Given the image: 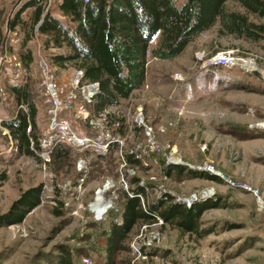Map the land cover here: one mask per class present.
I'll return each instance as SVG.
<instances>
[{
	"label": "rangeland",
	"instance_id": "1",
	"mask_svg": "<svg viewBox=\"0 0 264 264\" xmlns=\"http://www.w3.org/2000/svg\"><path fill=\"white\" fill-rule=\"evenodd\" d=\"M23 1L0 0V177H4L0 179V213L29 187L42 184V194L39 205L22 222L0 227V264H62V253L70 264H83V257L91 264L109 260L113 264H264V40L219 34L217 21L173 58H153L149 52L144 86L104 109L112 137L108 151L97 155L88 147L74 157L72 147L47 140L49 100L40 82L38 56L45 53L50 58L59 50L44 49L43 36L34 31L25 43L33 57L25 68L19 53L27 26L6 28ZM58 1L45 0L43 6L66 21L57 10ZM226 8L243 11L233 0ZM31 12L27 9L21 17L28 20ZM248 18L264 22L252 15ZM230 49L251 57L257 66L252 68L258 70L235 67L215 72L204 64L215 52ZM74 69L67 65L56 74L66 83ZM25 83L36 107L35 129L29 127L27 133H34L39 142L36 149L30 139L38 159L19 153L3 124L17 109L11 86ZM21 106L27 109L24 103ZM82 106L90 109L76 100L64 119L77 136L94 135L82 115L76 117ZM137 109L150 128L149 135L134 121ZM59 144L69 155L54 161L51 151ZM47 150H51L49 157ZM126 155L136 162L129 163ZM79 158L86 161L80 171L76 168ZM170 165L208 171L222 182L193 178L188 172L177 178L166 173ZM132 177L145 188V203L166 195L179 202L194 196L197 201L217 200L219 207L200 217L199 228L207 234L198 238L170 224L139 223L108 257V229L120 220L122 192L130 188ZM100 190L111 207L99 216L92 205ZM155 232L159 239L153 241ZM131 246L141 247L147 257L137 256Z\"/></svg>",
	"mask_w": 264,
	"mask_h": 264
},
{
	"label": "trees",
	"instance_id": "2",
	"mask_svg": "<svg viewBox=\"0 0 264 264\" xmlns=\"http://www.w3.org/2000/svg\"><path fill=\"white\" fill-rule=\"evenodd\" d=\"M231 0H59L57 10L66 19L56 17L43 6L45 0H24L6 21V28L27 26V33L21 43L19 55L25 68L32 62V52L25 47L37 27V34L43 36L44 49L59 50L49 60L55 68L72 65L83 70L84 80L96 81L99 92L94 97L96 112L108 106L117 105L128 98L134 90L144 86L147 57L170 59L180 54L197 35L219 22V34H230L251 41L264 40V22L249 20V15L264 19V0H233L242 12L228 10L226 3ZM32 9L28 20L22 14ZM158 36L156 46L149 51V45ZM1 38V29H0ZM222 66L212 65L209 70L218 71ZM17 104L16 112L4 126L16 143L17 151L37 158L30 147L40 149L34 133L36 107L32 101L28 83L10 88ZM24 103L27 109L19 105ZM30 132V131H29ZM31 139V140H30ZM115 143L111 146L114 148ZM54 161L68 157L69 150L57 145L51 151ZM129 163H135L132 155H126ZM170 168V169H169ZM169 175L180 178L185 172L193 178L213 182L222 179L208 171L187 169L181 165H170ZM187 169V170H186ZM186 170V171H185ZM4 177H0L3 179ZM130 188L122 192L120 220L112 222L108 229L107 256L119 249V243L139 223H149L159 216L163 223L170 224L183 234H195L198 238L207 231L199 228L202 213L219 207L217 200L205 199L186 206L173 201L169 195L148 203L144 209L139 194L145 188L138 178L132 177ZM42 184L23 190L9 208L0 213V227L18 224L41 201ZM111 258V257H110ZM62 264H70L65 253L60 255ZM106 264H113L110 260Z\"/></svg>",
	"mask_w": 264,
	"mask_h": 264
},
{
	"label": "built area",
	"instance_id": "3",
	"mask_svg": "<svg viewBox=\"0 0 264 264\" xmlns=\"http://www.w3.org/2000/svg\"><path fill=\"white\" fill-rule=\"evenodd\" d=\"M35 31H37V27H35ZM202 57L203 56L198 57V60L202 61ZM204 64L207 66H222L227 69L239 67L249 72L258 70L255 69L257 66L251 57H242L237 53V51L233 49L215 52L205 60ZM250 64H255L256 67L252 68ZM16 65L20 67V62H17ZM38 69L41 85L49 100V105L47 108V134L49 136L47 137V140L50 141L53 139L72 147V155L74 157L76 156L75 152L84 151L88 147H91L90 150H92L94 154H105L108 151L110 143L112 142V137L109 131L110 129L106 125L107 116L106 113H104L105 110L95 112L93 108L94 97L99 92L98 82L84 80L83 70L81 68H75L72 77L66 83H62L59 79V76L56 74L57 69L51 63L45 53H42L38 56ZM76 100H80L81 104L90 107V109L87 110L82 106L80 108L82 111H79L80 113L79 115L76 114V117L80 118L82 115L84 121L88 123L95 131L94 135H87L83 137L77 136L72 130L70 124L64 119L63 114L67 113L71 109L72 104ZM20 107L22 106L20 105ZM134 121L137 125L144 127L145 133H147L146 135H149L150 128L146 127L144 123L141 109H137V112L134 116ZM57 143L58 142H56V144ZM50 151L51 150H47V157H49L48 154ZM85 165L86 161L82 158H79L76 162V168L78 171L82 170ZM204 168L206 170H210L212 167L205 166ZM227 180L230 181L229 179ZM139 184L142 186V183ZM255 194L257 193L255 192ZM138 196L140 198L142 207L145 209L148 202H144L143 195L139 194ZM197 200L198 198L194 196L193 198L189 197L188 199L182 200V203L188 207ZM110 207L111 206L109 205V208ZM94 212H96V214L99 216L102 215L96 210H94ZM150 223H153L154 225H161L163 221L159 216L155 215L154 220ZM158 236V232L153 233L151 240H158ZM131 249L137 254V256H141L142 258L147 257L146 255L142 254L144 251L141 250V247L131 246ZM82 262L83 264H91V261L87 257H83Z\"/></svg>",
	"mask_w": 264,
	"mask_h": 264
},
{
	"label": "bare ground",
	"instance_id": "4",
	"mask_svg": "<svg viewBox=\"0 0 264 264\" xmlns=\"http://www.w3.org/2000/svg\"><path fill=\"white\" fill-rule=\"evenodd\" d=\"M254 64H250V66L252 67ZM104 196V191L100 190L99 193H97V196L94 200V203L92 205V208L94 210H96L99 214L104 215L107 210L109 209V205L108 202L106 200H104L103 198Z\"/></svg>",
	"mask_w": 264,
	"mask_h": 264
}]
</instances>
